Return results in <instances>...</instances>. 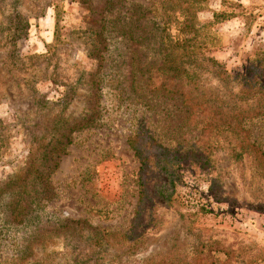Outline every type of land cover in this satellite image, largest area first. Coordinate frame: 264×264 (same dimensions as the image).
Segmentation results:
<instances>
[{
    "label": "rangeland",
    "instance_id": "obj_1",
    "mask_svg": "<svg viewBox=\"0 0 264 264\" xmlns=\"http://www.w3.org/2000/svg\"><path fill=\"white\" fill-rule=\"evenodd\" d=\"M102 3L0 0V189L9 185L0 191V213L2 205L30 190L23 188L29 167L38 164L54 135L71 136L49 179L52 197L43 206L33 202L19 224L5 227L0 214V264H159L171 251L191 261L202 242L214 239L264 251V185L250 164L211 149L206 159L180 162L174 175L165 173L159 155L161 147L179 145L168 128L185 117L181 101L159 97L153 112L118 90L116 80L129 68L112 58L117 54L127 61L126 52L146 35L138 17L156 9L154 22H159L163 9L152 7V0H118L101 11ZM221 11L230 17L209 27L221 45L208 47L206 55L233 74L244 72L254 53L264 50V0H208L198 19L206 24ZM178 26L172 23V34ZM103 47L114 53L107 52L102 69L92 51ZM93 80L101 82L98 87ZM210 81L217 84L213 77ZM144 91L152 103L150 89ZM93 118V125L67 131L68 124ZM262 124L254 129L261 137ZM137 134V145L152 161L142 175L140 157L128 142ZM69 219L87 222L88 237L77 238V244L57 228ZM24 221L43 228L32 233ZM113 231L123 236L112 238Z\"/></svg>",
    "mask_w": 264,
    "mask_h": 264
},
{
    "label": "trees",
    "instance_id": "obj_2",
    "mask_svg": "<svg viewBox=\"0 0 264 264\" xmlns=\"http://www.w3.org/2000/svg\"><path fill=\"white\" fill-rule=\"evenodd\" d=\"M117 1L103 0L101 11L114 8ZM154 5L163 9L161 20L154 22V14L158 11L155 8V12L152 10L138 17L140 26L146 33L141 36L139 47L126 52L127 61L117 54L112 59L125 62V66L129 68L122 73L121 79L116 80L121 95L130 96L131 101L136 103L144 102L153 112L157 107L155 100L159 97L172 95L177 97L170 98L181 101V115L185 117L179 124L173 120L175 125L168 128L174 134L173 140L179 142V145L174 150H168L166 147L164 150V147H161V170L174 175L180 162L204 160L208 150L222 149L228 151L235 163H249L264 185V135L258 136L254 131L258 125H263L264 121V50L254 53L244 72L233 74L222 62L207 56L205 52L208 47L221 45V37L216 31H211L210 34L209 27L228 19L230 15H225L223 11L214 12L213 19L202 24L198 13L208 8V0H152L151 6ZM239 6L244 9L242 5ZM178 17H183V20L180 21ZM173 22L179 25L176 35L172 34L171 30ZM105 45L109 48L108 43ZM107 48L92 51L100 61V68L103 67L101 63L107 61V52L114 53L113 49L108 51ZM108 58L111 59V55ZM98 73H101V70ZM94 77L98 78L97 80L100 78L99 74H94ZM210 77H213L217 84L212 83ZM100 83L93 80L96 87ZM32 86L34 88V84ZM144 87L150 89L152 103L148 96L145 97ZM35 91L37 93V90ZM85 123L93 125L95 119L68 124L67 131H73ZM194 131L197 133L188 137V134ZM137 136L138 134L130 135L128 142L140 157L142 175L149 170L152 161L150 155L143 153L137 145ZM35 140H39V137ZM149 140H153V137L150 136ZM70 142V133H64L57 138L54 135L43 147L41 156L37 158L38 164L35 166V163H32L29 167L32 169L30 178L25 177L23 181V188L30 190L17 194L13 204L9 205L8 202L7 205H2L4 212L0 214L7 220L5 227L14 221L22 223L36 200V204L43 206L45 200L52 197L53 188L49 179L58 168L60 156L65 153ZM30 163L31 161H28V165ZM8 187L9 185L0 191L5 192ZM41 187L43 191H39ZM143 187V190L147 188L146 182ZM85 223L87 222L83 220L69 219L57 228L66 240L74 238L77 244V238L88 237L83 228ZM24 226L32 233L34 229L43 228H33V225L28 227L25 221ZM89 229L94 236L98 235V229L87 226V230ZM109 233L112 238L123 236L117 231ZM115 242L119 243L120 239ZM202 243L196 250L198 255L191 261L182 259L176 255V251H171L161 257L159 264H264V251L254 249L251 245L241 243L237 248H233L218 239ZM20 262L16 264H22Z\"/></svg>",
    "mask_w": 264,
    "mask_h": 264
}]
</instances>
